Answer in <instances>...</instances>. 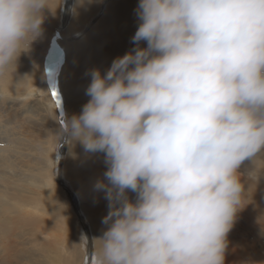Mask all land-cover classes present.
I'll return each instance as SVG.
<instances>
[{
    "label": "clouds",
    "instance_id": "1",
    "mask_svg": "<svg viewBox=\"0 0 264 264\" xmlns=\"http://www.w3.org/2000/svg\"><path fill=\"white\" fill-rule=\"evenodd\" d=\"M45 9L0 0V76L42 39ZM135 14V47L90 70V99L58 133L106 165L94 188L107 227L89 257L225 264L239 169L264 153V0H139Z\"/></svg>",
    "mask_w": 264,
    "mask_h": 264
},
{
    "label": "bare ground",
    "instance_id": "2",
    "mask_svg": "<svg viewBox=\"0 0 264 264\" xmlns=\"http://www.w3.org/2000/svg\"><path fill=\"white\" fill-rule=\"evenodd\" d=\"M68 1L73 14L67 10V3L64 11L59 6L63 0H51L53 10L45 9L47 19L42 39L30 53L21 55L16 69L0 76V264H95V256L89 257L94 251L93 240L102 236L107 227L102 220L109 210L108 201L99 197L94 188L106 171L103 154L97 153L99 159H92L81 145L70 148L58 137V122L65 118L62 109L68 116L78 114L90 99L85 94L91 81L90 70L98 68L106 73L115 58L135 47L131 38L138 28L135 9L139 0L104 2V14L98 23H92L87 33L84 30L98 14L99 2L103 0ZM56 33L61 55L52 56L50 61L46 50ZM83 35L82 40L76 41ZM47 61L50 70L56 68L59 105L42 81ZM24 113L35 117L29 118L30 123L42 122V144L38 148L29 146L30 126L27 129L21 124V121L25 123L21 118ZM20 129L24 131L18 132ZM52 162L56 170L50 167ZM95 163L101 167L97 169ZM239 171L251 178L241 176L245 195L228 234L225 264H264V153L255 162L246 160ZM22 172L29 174L21 176ZM55 176L59 185L54 181ZM40 190L44 196L41 206H50L58 216H65L62 242L56 240L65 248L62 252L55 241L61 237L57 232L52 234L36 221L18 214L20 204L15 200ZM64 191L70 199L71 195L77 199L67 202ZM130 196L135 198L134 193ZM70 204L76 207V212ZM21 205L27 207L30 203L21 199ZM77 219L87 232V251L81 250L84 245L78 236Z\"/></svg>",
    "mask_w": 264,
    "mask_h": 264
},
{
    "label": "rangeland",
    "instance_id": "3",
    "mask_svg": "<svg viewBox=\"0 0 264 264\" xmlns=\"http://www.w3.org/2000/svg\"><path fill=\"white\" fill-rule=\"evenodd\" d=\"M67 1V2H66ZM65 1V3L62 5V10L64 11L65 10V8H66V6H68V8H67V10H69V13H70V11H71V13H72V11H73V9H70L69 8V1L68 0H66ZM118 1H120V0H103L101 3L99 2V4L101 5V7L99 8V12H98V14L95 16V17H92V21H91V23L85 28V32L87 33V31L90 29V27H91V25H92V23L95 25L96 23H98V20L102 17V15L104 14V9L102 8V6H103V4H104V2H118ZM66 3L68 4V5H66ZM66 5V6H65ZM74 6V5H73ZM63 11H61V13H63ZM73 14V13H72ZM72 14H71V18H72ZM101 16V17H100ZM98 18V19H97ZM68 25V24H67ZM88 29V30H87ZM60 33V32H59ZM85 33V34H86ZM57 34L58 33H56V34H54V36H53V39H52V41H51V43L49 44V48H47V50H46V57H49L48 59L51 61L52 60V56H54V55H57V57L58 58H60V55H61V53L59 52V47L57 46V41H58V38H59V36H57ZM84 36L85 35H83L82 37L80 36V37H78L77 39H76V41L77 40H82L83 38H84ZM57 39V40H56ZM50 53V54H49ZM51 55V56H50ZM62 56H63V54H62ZM43 69L45 70V71H43L44 72V78H43V83H44V81H45V84H46V87H47V90H48V92H52V91H56L58 94H59V96L61 95L60 93H59V90H58V81H57V75H55L54 74V72H55V70L54 69H56V68H53V70H50V64L48 63V61L45 63V66L43 67ZM53 84V85H52ZM27 100V99H26ZM30 100V99H29ZM25 101V100H24ZM28 101V100H27ZM56 103V102H55ZM21 105H26L25 103H21ZM23 107V106H22ZM25 109V108H24ZM12 109H9V110H7V111H11ZM58 114H59V116L58 117H60V116H62L61 115V113H60V110L58 109ZM62 114H65V110L64 109H62ZM26 115V116H25ZM27 116H29V113H24V114H22V116H21V118H22V120L26 123H23L22 121H21V124L24 126V128H27L28 129V126L27 125H29L30 126V130H31V143H30V145L29 146H31L32 148H38V147H40L41 146V144H42V139H41V136H42V133H41V131H43V128H42V126L40 125L42 122H37V123H30V119L29 118H35V117H32L31 115H30V117H27ZM65 116V115H64ZM27 118V119H26ZM29 119V120H28ZM61 122L62 121H60V122H58L59 123V126L61 127ZM39 123V124H38ZM11 127H14V125H12ZM51 129H54V126H51ZM18 132H20V131H24V129H20V130H17ZM58 149H59V147H58ZM57 153H58V150L56 151ZM53 156H52V159L55 157V155H54V151H53V154H52ZM35 158L34 159H36L37 158V155L35 154V155H33ZM91 158L92 159H99V157H98V155L97 154H91ZM100 164H101V166L103 165L102 164V162H100ZM54 164H53V162H52V165L50 166L52 169H54V170H56V168H55V166H53ZM53 166V167H52ZM95 166L97 167L98 166V164L97 163H95ZM101 166H99V167H97V169H99ZM103 168H106V165H103ZM239 172H241V171H239ZM26 173H28V172H22V175L21 176H23V175H25ZM53 173H54V171H53ZM29 174V173H28ZM241 174H244V175H248V174H246V173H244V172H241ZM244 175H241V176H244ZM22 178V177H21ZM246 179H250L251 178V175H248V177L246 176L245 177ZM101 179V178H100ZM54 181H55V183L56 184H58L59 185V183L57 182V177L55 176L54 177ZM25 182V181H24ZM96 183V182H95ZM23 184H25V183H23ZM66 184H67V187H69L70 188V186H69V184L66 182ZM60 189H62L63 190V188H61L60 187ZM70 190L73 192V190H72V188H70ZM65 192V191H64ZM74 193V192H73ZM34 194H37V196L36 195H34ZM65 194H66V192H65ZM97 194H98V196L99 197H103L104 198V193L103 192H101V191H97ZM66 197L68 198L67 199V202L68 201H70V203H71V200L72 199H74V200H76L77 198L75 197V196H73V195H71V199H70V197L66 194ZM21 199H25V200H28L29 201V203H30V205L29 206H27V207H22V205H21ZM42 199H44V196H43V192L40 190V191H38V192H35V191H32L31 192V194L29 195V196H27V197H25V198H19V199H16L15 201L16 202H18L19 204H20V207H19V213L18 214H20V215H23L24 217H25V219L26 220H30V221H36L37 223H39V225L42 227V228H46V229H48L49 230V232H51L52 234H54L55 232H57V235H58V237H60V238H56L55 239V241L57 240L58 242H62V236H64L63 235V233L65 232V225H66V221L64 220L65 218V216H63V218L62 217H60V216H58L52 209V207H50V206H47L46 208L44 207H42L41 206V204H40V201L42 200ZM73 200V201H74ZM71 205V204H70ZM75 208L76 207H74V206H72L71 205V209L73 210V212H76L75 211ZM78 220V219H77ZM75 222H76V224H77V226H78V228H79V234H78V236H80V240L83 242V245H84V247H82L81 248V250L83 249V250H86V248L88 247L87 246V242L85 241L84 242V238H85V235H87L86 233V230L82 227V224H81V222H80V219L78 220V222L75 220ZM80 226V227H79ZM59 231V232H58ZM24 238V237H23ZM28 237H26V239H27ZM22 239V238H21ZM21 239H17V240H21ZM47 239H48V236H47ZM78 239H79V237H78ZM56 241V242H57ZM58 242H57V246L60 248V251L62 252V251H64V247L63 246H61V245H59L58 244ZM66 247V246H65ZM63 248V249H62ZM62 249V250H61ZM66 250H68V248H66ZM87 251V250H86ZM86 251H85V253H86Z\"/></svg>",
    "mask_w": 264,
    "mask_h": 264
},
{
    "label": "snow or ice",
    "instance_id": "4",
    "mask_svg": "<svg viewBox=\"0 0 264 264\" xmlns=\"http://www.w3.org/2000/svg\"><path fill=\"white\" fill-rule=\"evenodd\" d=\"M51 95L55 98L56 103L59 105L58 93L56 91H52Z\"/></svg>",
    "mask_w": 264,
    "mask_h": 264
}]
</instances>
